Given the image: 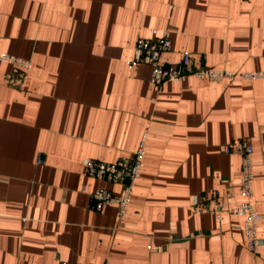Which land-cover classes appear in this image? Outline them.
I'll return each instance as SVG.
<instances>
[{
	"label": "crops",
	"instance_id": "crops-1",
	"mask_svg": "<svg viewBox=\"0 0 264 264\" xmlns=\"http://www.w3.org/2000/svg\"><path fill=\"white\" fill-rule=\"evenodd\" d=\"M153 28L170 31L163 63L191 52L237 76L155 88L151 65L127 64ZM3 52L31 66L15 87L0 59V264H264L226 212L242 201V158L223 150L254 147L264 241V77L240 75L264 70V0H0ZM143 138L127 214L93 208L91 191L123 185L84 160L131 157Z\"/></svg>",
	"mask_w": 264,
	"mask_h": 264
},
{
	"label": "built area",
	"instance_id": "built-area-1",
	"mask_svg": "<svg viewBox=\"0 0 264 264\" xmlns=\"http://www.w3.org/2000/svg\"><path fill=\"white\" fill-rule=\"evenodd\" d=\"M171 50V38L169 29L158 31L151 29L150 37H139L132 57L127 60L129 67L137 63H146L152 66L151 82L155 88L163 87L167 82H179L188 75H196L214 81L230 80L237 76L235 72L226 68H212L198 64L191 52H184L179 63L165 64L161 57L165 52ZM0 59L12 64L13 70L9 74V82L15 87H22L27 76V71L31 66L28 58L16 56L6 52L0 53ZM247 79H257L264 77V70L244 71L240 74ZM145 139L143 138L128 158H121L116 162H107L97 158H86L84 164L87 172L92 177L102 178L113 182H120L123 185L121 193H115L107 188H99L91 191V206L95 209H101L107 204L118 206L119 216L123 218L128 211L129 204L137 179L140 176L143 158L145 155ZM225 152H233L241 155V179L240 194L242 201L238 206L231 208L226 212L243 217V228L247 239L248 247L256 252L264 245V241L259 236V222L263 214L259 212L254 203V147L249 141H238L227 143L223 146ZM38 161H42L39 156ZM224 211L218 210L216 216L218 219ZM59 264H82L74 261H60Z\"/></svg>",
	"mask_w": 264,
	"mask_h": 264
}]
</instances>
